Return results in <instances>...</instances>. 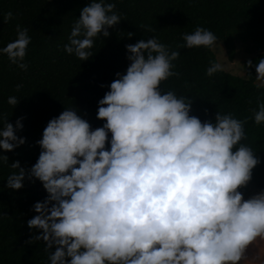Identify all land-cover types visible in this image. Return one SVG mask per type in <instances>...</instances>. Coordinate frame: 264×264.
<instances>
[{
  "label": "trees",
  "instance_id": "16d2710c",
  "mask_svg": "<svg viewBox=\"0 0 264 264\" xmlns=\"http://www.w3.org/2000/svg\"><path fill=\"white\" fill-rule=\"evenodd\" d=\"M264 0H0V264H165L264 195V72L207 51Z\"/></svg>",
  "mask_w": 264,
  "mask_h": 264
},
{
  "label": "rangeland",
  "instance_id": "374dc122",
  "mask_svg": "<svg viewBox=\"0 0 264 264\" xmlns=\"http://www.w3.org/2000/svg\"><path fill=\"white\" fill-rule=\"evenodd\" d=\"M231 37V60L219 41L207 49L222 72L244 78L252 56L264 51V33L246 32ZM253 85L264 90V72ZM165 264H264V195L248 186L236 204L218 213L185 241L180 255Z\"/></svg>",
  "mask_w": 264,
  "mask_h": 264
}]
</instances>
